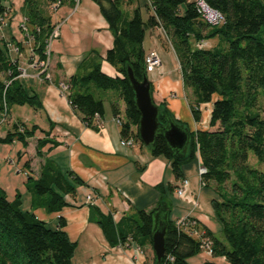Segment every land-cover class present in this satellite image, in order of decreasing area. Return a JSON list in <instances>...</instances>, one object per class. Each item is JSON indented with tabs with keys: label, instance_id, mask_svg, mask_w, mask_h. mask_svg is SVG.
<instances>
[{
	"label": "trees",
	"instance_id": "trees-1",
	"mask_svg": "<svg viewBox=\"0 0 264 264\" xmlns=\"http://www.w3.org/2000/svg\"><path fill=\"white\" fill-rule=\"evenodd\" d=\"M92 1L108 23L112 47L103 58L97 57L86 75L67 80L70 106L87 127L98 130L93 118L94 114L102 117L103 101L95 98L87 86L115 91L124 105V119L119 123L121 139L132 140L150 156L167 160L176 183L181 181L182 166L193 161L197 153L204 170L200 180L215 194L211 207L221 226L220 235L215 236L193 218L186 217L183 224L171 219L169 196L179 187L175 183L165 190L157 186L159 196L154 207L135 210L117 222L92 207L94 222L105 239L112 246L129 242L139 247L151 245L152 232L161 221L166 227L164 253L159 263L153 254L150 264H187V258L202 250L204 240L211 244L212 256L223 257L225 264H264V0H201L220 14L221 19L215 24L207 22L195 0H148L145 19L137 7L130 17L121 9L136 0ZM74 2L23 0L25 40L39 60L46 57L55 8ZM5 9L4 0H0V17ZM155 28L167 36L183 85L192 91L193 100L188 105L194 122L201 119L200 105L210 104L207 128L196 131H189L158 106L161 125L170 119L187 131V144L182 150L171 148L160 130L149 147L142 145L137 133L139 113L126 68L130 67L141 80L147 54L142 45L144 36ZM213 40V46H198ZM10 44L18 46L19 51L23 49L0 36V115L13 105L33 109L41 106L38 95L18 80L19 70L11 57ZM102 60L115 69L116 75L102 71ZM111 110L114 116L119 114L117 104H111ZM38 130L44 137L36 141L35 154L41 156L47 143L57 144L48 138V131L35 124L13 123L0 143L18 141L25 148ZM28 167L29 163L24 162L23 168ZM27 183V189L41 198V205L49 212L66 206L65 196L73 197L76 187L83 184L76 174L60 171L47 159L38 177L34 181L28 178ZM64 226L59 217L57 225L50 227L33 212L22 209L20 195L8 201L0 189V264H71L76 243L69 240ZM144 263L148 264L147 258Z\"/></svg>",
	"mask_w": 264,
	"mask_h": 264
},
{
	"label": "crops",
	"instance_id": "crops-1",
	"mask_svg": "<svg viewBox=\"0 0 264 264\" xmlns=\"http://www.w3.org/2000/svg\"><path fill=\"white\" fill-rule=\"evenodd\" d=\"M22 4L23 0H4L6 9L2 15L0 36L23 47L17 54L11 52V57L17 61V68L24 69L27 74L26 77H18V80L38 95L41 106L37 109L28 105L11 106L5 115H0V138L5 136L13 123L22 121L28 126L35 124L38 129L48 131V138L57 145L47 143L41 149V156L36 155V141L44 137L39 130L28 139L25 148L18 141L0 143V189L8 201L20 195L22 209L33 212L50 227L57 225L59 217L64 220L66 235L76 243L71 264H145V258L150 264L153 251L149 244L141 247L134 242L110 245L94 222L92 207L111 215L116 222L135 210L151 209L158 200L157 186L161 185L165 190L167 185L176 183L170 163L163 157L150 156L138 143L131 146L121 144L120 129L111 104L120 107L123 102L115 91L87 86L95 98L103 101L104 106L100 117L102 126L94 130L80 120L68 102L69 91L62 88L70 77L86 75L97 57L103 58L112 47L113 37L108 23L98 4L92 0H78L77 3L55 8L52 23L58 26V36L49 45L50 65L46 79L37 67L30 64V49L19 27L24 20ZM147 5L148 0H136L121 9L130 17L136 7L140 10ZM163 33L158 28L145 33L152 37L154 44L144 52L156 50L161 59L159 67L148 75L152 100L189 131L206 129L210 104L200 105L201 119L194 122L188 105L192 91L183 85L172 47L160 44V39L164 41ZM101 69L109 76L116 75L115 69L104 60L101 61ZM45 159L62 172L76 174L83 182L76 187L73 197L65 196L66 206L56 212L46 210L41 205V198L27 189L28 178L34 181L38 177ZM26 161L28 169L23 168ZM199 170L196 153L193 161L182 166L181 181L176 183L180 185L183 180L187 181L183 196H177L176 189L169 196L170 218H193L213 235L219 236L221 226L211 207L215 194L212 188L202 184ZM186 262L225 264V259L202 249L187 258Z\"/></svg>",
	"mask_w": 264,
	"mask_h": 264
},
{
	"label": "water",
	"instance_id": "water-1",
	"mask_svg": "<svg viewBox=\"0 0 264 264\" xmlns=\"http://www.w3.org/2000/svg\"><path fill=\"white\" fill-rule=\"evenodd\" d=\"M144 65V64H143ZM144 71L141 80H138L130 67L126 68V76L134 92V103L139 113L137 133L144 147H149L155 139L158 130L161 131L166 143L173 149L182 150L188 140V133L183 128L167 119L166 125L158 121V106L152 101L150 82ZM201 167V166H200ZM202 168V167H201ZM165 225L159 221L151 235V247L157 263L160 262L164 253Z\"/></svg>",
	"mask_w": 264,
	"mask_h": 264
},
{
	"label": "built area",
	"instance_id": "built-area-1",
	"mask_svg": "<svg viewBox=\"0 0 264 264\" xmlns=\"http://www.w3.org/2000/svg\"><path fill=\"white\" fill-rule=\"evenodd\" d=\"M77 2H78V0H75V3H77ZM195 2H196V5L198 7V10L202 13V15L207 20V22L215 24L218 21H220L221 16L219 13L208 8L201 0H195ZM1 22H2V18L0 17V24H1ZM19 27H20L22 32L25 31L26 28L24 25V20L21 22ZM57 36H58V26H55L53 28L51 34L48 37L47 45L49 44V42L53 41ZM203 44L204 43L198 44V46L201 47ZM8 48H9L10 52H13L16 54L19 52V47L16 46L15 44H10L8 46ZM143 60H144V64H145L144 68L148 72L153 71L154 68L159 66L161 63L160 56L155 50H150L149 52H147V54L144 56ZM38 61H39L40 65L44 66L45 68L49 67L50 59H49V53L47 50H46L45 59L44 60H38ZM18 70H19V73L17 75V78L21 77L23 74H25L24 69L18 68ZM114 119L119 126V123L124 119V114H121V112H119V114L114 116ZM93 124L96 126V128H101V126H102V123L100 121V117L97 114H94ZM121 144L125 145V146H131V145H133V142H132V140H121ZM203 172H204L203 168L200 167L199 173L201 174ZM186 185H187V181L183 180L181 182V184L179 185V187L176 188L175 193L177 196H183L184 187ZM185 219H186V217L177 219V224H183L185 222ZM202 249H204L208 254L212 255L211 244L209 243L208 240H204Z\"/></svg>",
	"mask_w": 264,
	"mask_h": 264
},
{
	"label": "rangeland",
	"instance_id": "rangeland-1",
	"mask_svg": "<svg viewBox=\"0 0 264 264\" xmlns=\"http://www.w3.org/2000/svg\"><path fill=\"white\" fill-rule=\"evenodd\" d=\"M75 3V2H74ZM140 13H141V16H142V18H145V16L147 15L146 14V9L144 8V7H141L140 8ZM3 17V16H2ZM1 17V18H2ZM56 26V25H55ZM54 26V27H55ZM24 32V31H23ZM162 36H163V38H164V41L162 40V39H160V44H163V46H165L166 48L168 47H170L171 45H170V42H169V40H168V38H167V36L163 33L162 34ZM24 37H25V33H24ZM52 42V41H51ZM51 42H49V44L48 45H46V50L48 51L49 50V45H50V43ZM143 42H144V49L145 50H148L153 44H154V41H153V39H152V37L150 38V36H149V34H146L145 36H144V40H143ZM215 42L216 41H207V42H204V44H203V46L204 47H210V46H213L214 44H215ZM29 47V46H28ZM29 49H30V47H29ZM30 51V54H31V60H30V64L32 65V66H35V67H37L38 68V71L43 75V76H45V78L46 79H48V69H49V67L48 68H45L44 66H42V65H40V63H39V59H38V57H37V55H35V54H33L32 53V51H31V49L29 50ZM156 51V50H155ZM157 52V51H156ZM49 59H50V56H49ZM29 63V62H28ZM143 64H144V61H143ZM145 65V64H144ZM179 66V65H178ZM159 66H157V67H155L154 68V70L156 69V68H158ZM19 69H21V68H19ZM144 70H145V73H146V75H147V77H148V75L152 72H148V71H146V69L144 68ZM153 70V71H154ZM27 76V74L25 73V74H23L21 77H26ZM182 78V77H181ZM149 80V79H148ZM150 87H151V85H150ZM62 88H63V90H67V91H69V89H68V86L67 85H64V86H62ZM191 90V89H190ZM68 94V93H67ZM193 95V94H192ZM192 95H189V97H188V102H190V101H192L193 100V96ZM206 110V109H205ZM119 112H121V114H124V105L123 106H120L119 107ZM11 127L12 126H10V129H11ZM185 128H187L186 126H185ZM188 129V128H187ZM189 130V129H188ZM177 220V219H176Z\"/></svg>",
	"mask_w": 264,
	"mask_h": 264
},
{
	"label": "bare ground",
	"instance_id": "bare-ground-1",
	"mask_svg": "<svg viewBox=\"0 0 264 264\" xmlns=\"http://www.w3.org/2000/svg\"><path fill=\"white\" fill-rule=\"evenodd\" d=\"M161 60V59H160Z\"/></svg>",
	"mask_w": 264,
	"mask_h": 264
}]
</instances>
